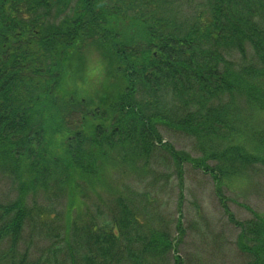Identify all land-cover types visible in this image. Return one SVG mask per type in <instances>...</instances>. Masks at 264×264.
Masks as SVG:
<instances>
[{"label": "trees", "instance_id": "obj_1", "mask_svg": "<svg viewBox=\"0 0 264 264\" xmlns=\"http://www.w3.org/2000/svg\"><path fill=\"white\" fill-rule=\"evenodd\" d=\"M89 46L105 65L97 103L79 94ZM260 113L264 0H0V174L17 189L0 202V264H184L181 217L172 236L149 199L114 185L153 173L157 149L179 181L184 162L214 177L247 264H264V216L236 219L220 189L264 164ZM159 124L202 155L163 142Z\"/></svg>", "mask_w": 264, "mask_h": 264}, {"label": "rangeland", "instance_id": "obj_2", "mask_svg": "<svg viewBox=\"0 0 264 264\" xmlns=\"http://www.w3.org/2000/svg\"><path fill=\"white\" fill-rule=\"evenodd\" d=\"M248 50L250 51L249 47ZM81 53L82 66L79 70L84 74L85 80L80 84L82 93L79 94L98 102L96 93L98 89L101 91L105 71L101 50L89 46L83 48ZM247 114L249 123L253 117L252 114ZM257 120L261 121V127L264 128V113L258 114ZM157 130L162 141L170 143L175 149L192 157L202 155L195 137L162 124L157 125ZM215 162L208 160L209 165ZM148 168L153 173L146 178L118 172L114 175V185L119 190L133 191L131 198L136 201V205L139 199H149V216L157 218L160 215L162 223L158 224L168 228L172 236L177 235L175 225L181 217L185 235L181 238L175 254L182 258L184 264H247L249 255L237 245L239 228L228 221L227 214L215 195L214 177L190 162H184L181 167L182 179L179 181L175 174V164L162 149H157L150 156ZM242 175L243 178L227 177L221 185L220 189L226 197L229 211L238 220L253 218L251 210L264 216V164L252 162ZM180 192L183 194L182 204H178ZM15 196L16 187L0 174V202L5 204ZM91 199H94L92 194L88 204ZM61 200L64 198L58 199L52 210L62 207ZM48 201L42 199V196L38 200L44 207ZM4 249L5 243H0V252Z\"/></svg>", "mask_w": 264, "mask_h": 264}]
</instances>
